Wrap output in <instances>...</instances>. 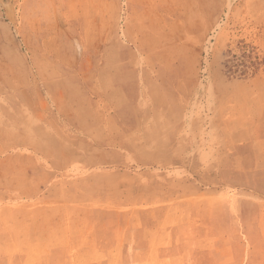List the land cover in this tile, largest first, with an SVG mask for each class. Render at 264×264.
Listing matches in <instances>:
<instances>
[{
    "label": "rangeland",
    "instance_id": "374dc122",
    "mask_svg": "<svg viewBox=\"0 0 264 264\" xmlns=\"http://www.w3.org/2000/svg\"><path fill=\"white\" fill-rule=\"evenodd\" d=\"M108 261L264 264V0H0V264Z\"/></svg>",
    "mask_w": 264,
    "mask_h": 264
},
{
    "label": "crops",
    "instance_id": "0c3cea01",
    "mask_svg": "<svg viewBox=\"0 0 264 264\" xmlns=\"http://www.w3.org/2000/svg\"><path fill=\"white\" fill-rule=\"evenodd\" d=\"M103 248H105L104 250H109V248H106V246H103ZM103 264V263H102ZM105 264H110V262L108 261V262H106Z\"/></svg>",
    "mask_w": 264,
    "mask_h": 264
},
{
    "label": "bare ground",
    "instance_id": "6f19581e",
    "mask_svg": "<svg viewBox=\"0 0 264 264\" xmlns=\"http://www.w3.org/2000/svg\"><path fill=\"white\" fill-rule=\"evenodd\" d=\"M67 247V246H66ZM45 252V251H44ZM81 256V255H80Z\"/></svg>",
    "mask_w": 264,
    "mask_h": 264
}]
</instances>
